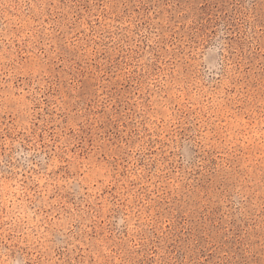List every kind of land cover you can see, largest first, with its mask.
<instances>
[{"label": "rangeland", "instance_id": "obj_1", "mask_svg": "<svg viewBox=\"0 0 264 264\" xmlns=\"http://www.w3.org/2000/svg\"><path fill=\"white\" fill-rule=\"evenodd\" d=\"M0 264H264V0H0Z\"/></svg>", "mask_w": 264, "mask_h": 264}]
</instances>
